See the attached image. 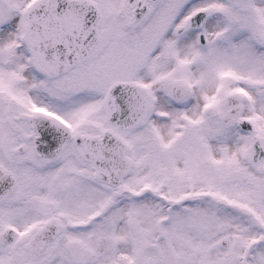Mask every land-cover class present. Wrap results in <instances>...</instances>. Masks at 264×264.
Segmentation results:
<instances>
[{
    "label": "snow or ice",
    "instance_id": "snow-or-ice-1",
    "mask_svg": "<svg viewBox=\"0 0 264 264\" xmlns=\"http://www.w3.org/2000/svg\"><path fill=\"white\" fill-rule=\"evenodd\" d=\"M0 264H264V0H0Z\"/></svg>",
    "mask_w": 264,
    "mask_h": 264
}]
</instances>
